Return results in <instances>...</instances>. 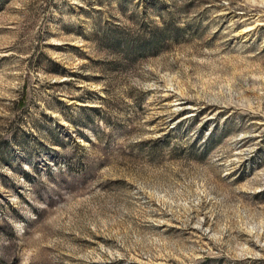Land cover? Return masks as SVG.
Listing matches in <instances>:
<instances>
[{"label":"rangeland","instance_id":"374dc122","mask_svg":"<svg viewBox=\"0 0 264 264\" xmlns=\"http://www.w3.org/2000/svg\"><path fill=\"white\" fill-rule=\"evenodd\" d=\"M0 264H264V0H0Z\"/></svg>","mask_w":264,"mask_h":264}]
</instances>
